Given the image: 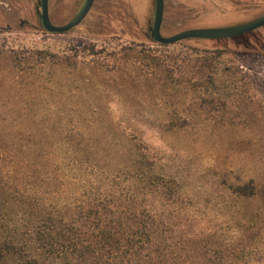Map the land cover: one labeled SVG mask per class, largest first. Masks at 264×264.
Returning a JSON list of instances; mask_svg holds the SVG:
<instances>
[{"label": "rangeland", "instance_id": "1", "mask_svg": "<svg viewBox=\"0 0 264 264\" xmlns=\"http://www.w3.org/2000/svg\"><path fill=\"white\" fill-rule=\"evenodd\" d=\"M83 1L49 0L51 21L69 23ZM121 4L151 33L155 0H96L93 21L66 34L43 27L41 0H0V110L21 122L33 116L39 131L81 127V139L104 148L115 142L118 123L138 128L159 152L167 184L198 194L201 218L225 226L235 198L229 185L254 180L264 188V27L224 54L197 52L192 42L144 45L145 53L134 54V28ZM263 15L264 0H165L162 34L232 27ZM108 26L116 37L106 35ZM91 46L106 52L93 59ZM57 136L45 141L67 137ZM35 139L44 141L40 133ZM243 206L259 227L261 190ZM244 236L242 264H264V236L258 228Z\"/></svg>", "mask_w": 264, "mask_h": 264}, {"label": "trees", "instance_id": "2", "mask_svg": "<svg viewBox=\"0 0 264 264\" xmlns=\"http://www.w3.org/2000/svg\"><path fill=\"white\" fill-rule=\"evenodd\" d=\"M121 5L136 47H165L142 29L130 6ZM88 20L92 12L76 28ZM111 31L105 28L116 37ZM256 33L179 43L224 54ZM137 49L134 54L146 52ZM87 50L93 59L106 52ZM7 115L0 110V264H242L245 232L258 228L264 236V219L257 227V215L243 206L260 190L264 195L254 180L229 185L232 218L220 227L201 218L198 194L167 184L159 152L141 139L138 128L118 123L115 142L104 148L81 139L86 134L81 127L59 132L44 125L39 131L33 116L21 122ZM38 133L43 143L36 141ZM63 134L66 139L45 141Z\"/></svg>", "mask_w": 264, "mask_h": 264}, {"label": "water", "instance_id": "3", "mask_svg": "<svg viewBox=\"0 0 264 264\" xmlns=\"http://www.w3.org/2000/svg\"><path fill=\"white\" fill-rule=\"evenodd\" d=\"M95 1L96 0H84L78 13L69 23L63 26H56L50 18L49 0H41L42 25L49 33L66 34L83 23L94 7ZM164 12L165 0H155V18L151 30V37L156 43L165 46L189 39L221 40L236 38L264 27L263 15L256 20L237 26L226 28L189 29L167 37L162 34Z\"/></svg>", "mask_w": 264, "mask_h": 264}, {"label": "flooded vegetation", "instance_id": "4", "mask_svg": "<svg viewBox=\"0 0 264 264\" xmlns=\"http://www.w3.org/2000/svg\"><path fill=\"white\" fill-rule=\"evenodd\" d=\"M54 24V23H53ZM55 25V24H54Z\"/></svg>", "mask_w": 264, "mask_h": 264}]
</instances>
